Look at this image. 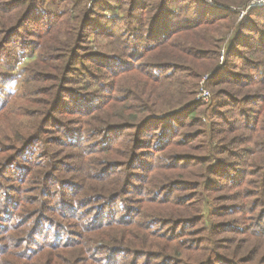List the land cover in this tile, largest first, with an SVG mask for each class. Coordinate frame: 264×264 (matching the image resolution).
<instances>
[{
    "label": "trees",
    "instance_id": "16d2710c",
    "mask_svg": "<svg viewBox=\"0 0 264 264\" xmlns=\"http://www.w3.org/2000/svg\"><path fill=\"white\" fill-rule=\"evenodd\" d=\"M179 1L0 0V264H264V8Z\"/></svg>",
    "mask_w": 264,
    "mask_h": 264
},
{
    "label": "rangeland",
    "instance_id": "374dc122",
    "mask_svg": "<svg viewBox=\"0 0 264 264\" xmlns=\"http://www.w3.org/2000/svg\"><path fill=\"white\" fill-rule=\"evenodd\" d=\"M232 1L238 2L239 0H232ZM252 1H254V0H246L242 4H240L241 6H233V5H231L229 7L230 10L236 11L238 13V15H237V17H238L237 20L238 21H241L242 18L247 14L248 11H246V9L249 7V5H250V3H252ZM179 2H180V4H183V5H184V2L190 3L189 0H184V1H179ZM205 3H206L207 6H211L212 5L211 0H205ZM253 9H255V8H253ZM258 9H263V8H258ZM243 13H244V15H243ZM66 29L64 31H66ZM92 38H94V37H92ZM95 40L99 41L97 38H95ZM91 41L93 42V44L84 45V46L88 47L89 50L91 49V47L93 49H96L97 48V45H99V42L105 43L104 40L99 41L98 43H96L92 39H91ZM106 43H107V41H106ZM32 60H33V57L32 58L22 59L21 61H19V64L16 65L15 71L13 72L14 74L12 73L14 76L17 75V80H19L18 82L14 83V84L13 83L11 84L13 86L12 89L17 94L22 91V82L21 81H22L23 75H24V71H23L24 70V67L28 66L31 63ZM221 61H222V59L219 58V62H221ZM55 73L56 72L54 71L53 74H55ZM132 81H135L134 76L132 74H128V75H126V77H124L123 79L120 80L119 85H121V88L122 89L129 88L126 85H128V83L129 82H132ZM204 90H206L209 93V95H210L207 101L202 100L200 98V96H199V95H201V93ZM195 91L196 92H195L194 98L195 99L197 98V99L201 100L204 104H208L211 101L212 97H213L212 90L206 86V76L205 77H202L201 79H199V81L197 82V86H196ZM213 91H215V90L213 89ZM118 104H120V103H116L114 105V107L112 108V111L113 110L117 111L116 109L119 106ZM34 115H35V113H30L29 117L32 118ZM29 117L26 116V115H18L17 117L14 118V120H17V126L23 127V126H25L27 124H30L32 122L29 119ZM58 119H60V118H58ZM17 126H15V127H17ZM5 135H8L9 137H11V139H13V137H14V130H13V128L11 126H7L4 129V126L0 123V140L3 139V137ZM125 135H127V134H123V136H125ZM206 137H208V135H205V137L200 138L197 141L191 142V144L192 145H197V144L200 143V141L207 140ZM53 149H55V147H53ZM178 194H180V192H178V191L174 193V195H178ZM213 219L220 220L221 218L214 217ZM247 235L248 234H246V236ZM242 236L243 235H233L231 233H222V234H220L219 237H235V238H238V239H242ZM184 238L185 239L186 238L192 239V236H189V237L188 236H185ZM176 249L177 250H180V248L178 247V244L177 243H176ZM69 250L70 251H64V253H67L66 255H63L60 258H54L53 260H50V261H49V258L48 257L43 256V258L41 259L42 260V264H84V262H82V263L81 262H78L77 258H75V256H78L80 258L85 256V254H83V255H79L78 254V252L80 251V247L78 248L76 246V247L71 248ZM15 261L17 263H22V262L25 263L23 260L20 261L19 259L18 260H15ZM35 261L36 260H32V262H30V264L31 263H35ZM155 261H157V262H155L153 264L158 263V260H155Z\"/></svg>",
    "mask_w": 264,
    "mask_h": 264
},
{
    "label": "built area",
    "instance_id": "2783aa9c",
    "mask_svg": "<svg viewBox=\"0 0 264 264\" xmlns=\"http://www.w3.org/2000/svg\"><path fill=\"white\" fill-rule=\"evenodd\" d=\"M253 8H255V9H258V8H264V0H254V1H252V3H250V5H249V7L246 9V11H249V10H251V9H253ZM243 15H244V13H243ZM199 96H200V98H201L202 100L207 101L210 95H209V93H208L206 90H204V91L201 93V95H199ZM196 100H197V101H201V100H199V99H197V98H196Z\"/></svg>",
    "mask_w": 264,
    "mask_h": 264
}]
</instances>
